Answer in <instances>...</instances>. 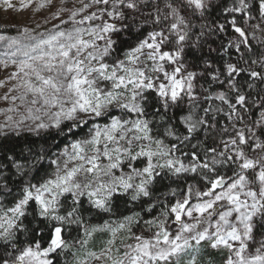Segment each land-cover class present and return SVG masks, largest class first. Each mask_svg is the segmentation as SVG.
Listing matches in <instances>:
<instances>
[{
  "label": "snow or ice",
  "instance_id": "1",
  "mask_svg": "<svg viewBox=\"0 0 264 264\" xmlns=\"http://www.w3.org/2000/svg\"><path fill=\"white\" fill-rule=\"evenodd\" d=\"M0 7V264H264V0Z\"/></svg>",
  "mask_w": 264,
  "mask_h": 264
},
{
  "label": "rangeland",
  "instance_id": "2",
  "mask_svg": "<svg viewBox=\"0 0 264 264\" xmlns=\"http://www.w3.org/2000/svg\"><path fill=\"white\" fill-rule=\"evenodd\" d=\"M13 2L15 3L16 0H13ZM56 4H59V0H56ZM45 16H48L50 19V13L47 11H41L40 13L34 14L31 8L25 9L23 11H12L10 9L5 10L3 7H0V32L6 31L8 34L6 33L4 35L15 36L17 35V30L23 27L34 28L36 29V31H44L45 29L50 28L52 26V23L58 22L52 21L51 23H45ZM37 24H39L40 27H37ZM4 77L5 72L0 71V79H4ZM4 91V89H0V95H2ZM6 107L7 105L3 101H0V110L5 109ZM3 119L4 117L0 115V121H2ZM102 246L103 244H101V247ZM93 264H99V262L94 261Z\"/></svg>",
  "mask_w": 264,
  "mask_h": 264
},
{
  "label": "trees",
  "instance_id": "3",
  "mask_svg": "<svg viewBox=\"0 0 264 264\" xmlns=\"http://www.w3.org/2000/svg\"><path fill=\"white\" fill-rule=\"evenodd\" d=\"M0 33L2 34H6V31H1ZM8 34V33H7ZM96 222V221H94ZM102 222V221H99ZM106 238L105 234H97L94 241L89 245L90 250L92 251H98L101 247V244H103L104 239Z\"/></svg>",
  "mask_w": 264,
  "mask_h": 264
}]
</instances>
